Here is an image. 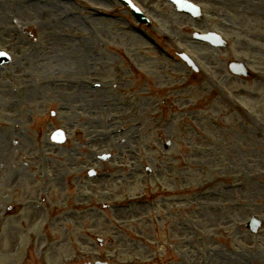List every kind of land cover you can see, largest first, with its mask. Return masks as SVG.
Wrapping results in <instances>:
<instances>
[{
    "label": "rangeland",
    "instance_id": "rangeland-1",
    "mask_svg": "<svg viewBox=\"0 0 264 264\" xmlns=\"http://www.w3.org/2000/svg\"><path fill=\"white\" fill-rule=\"evenodd\" d=\"M8 6L5 1L0 5V50L8 52L12 57V64L0 68V226L5 224L6 218L9 225V229L0 238V264H84L100 260H105L108 264H151L145 256L153 251L154 244L157 248L159 246L156 256L164 255L167 241L171 243L174 241L171 238L175 239L176 236L182 235L175 234L177 225L175 228L164 227L167 221L165 213L160 218L163 219L161 224L154 221V211L149 205L152 201L151 196L149 197L143 189L147 187L152 190L153 186L155 188L158 174L156 168L159 163L166 180L173 183V179H176L185 183L183 191L187 194L189 203L184 206L188 211V215L184 217L189 219V249L192 255L196 256L195 253L197 251L200 253L202 249L205 251L206 241H203V238H207L208 247L219 251V260L223 264H231L234 261L240 264H264V226L256 236L245 233L241 228L249 217L264 220V164L248 166L251 171L254 169L253 182L244 189L243 195L240 190H234L237 182L233 179V175L238 172L243 173L246 166L240 165L238 161L233 162L232 150L234 151L235 147L231 143L233 134L229 129L227 131L220 129L222 126L229 128L231 119L227 117L219 121L216 102L206 103L202 98L189 97L187 92L179 93L178 90L182 87L168 91L166 86L170 83L173 87L171 81L174 78L167 79L166 70L163 71L165 75L162 76L160 71L166 68V61L160 57H155L152 64H145L142 67V74L147 76V80L151 83L150 80L157 78L156 72L159 69L157 88L164 85V90L167 91L157 97L151 96V84L146 86L147 80L145 79V83L142 81L139 85L143 93L150 96L152 102L139 116L125 108L129 105L137 106L136 97L130 96L134 94L132 91H125L122 95L115 96L117 103L107 102V106L105 102H100L104 101L103 96H96V99L85 93L82 94L83 98H76L70 95L69 91H62V112L49 103L42 102L41 93H37L34 99L32 94L37 91L28 95L19 94L15 92V87L20 88L25 83L32 85L33 81L37 84L47 83L61 76L65 83L71 84L72 79L81 78L82 75L76 69L74 61L84 56L83 54L89 55L91 58L88 60L89 63L99 66L100 75H107L109 67L107 68L106 62L109 55L104 48L107 35L102 24L90 22L88 27L90 30L85 29L86 31L82 30L76 34L72 33V26L69 23H56L61 26L59 30L55 24L47 20L40 28L33 29L37 35V47L44 45L45 49L41 53L36 47L34 52L29 53L25 49L28 40L21 32L16 33L15 39L8 35L10 24ZM50 25L53 27L50 28ZM50 31V36H47ZM70 34L78 38L75 43L69 45L68 40L73 38L69 36ZM54 38L58 42V47L64 49L61 53L55 50V54H50L51 49H47L52 46ZM126 40L132 46H144L137 38L127 37ZM82 44L88 49L93 48L92 54L84 51ZM66 55L71 56L67 59ZM115 61L120 63L116 58ZM101 69L105 74H101ZM181 71L184 78L185 73L182 68ZM150 73L151 77H149ZM96 74L98 73L93 70L89 77L92 78ZM128 78L129 75L125 80L127 81ZM70 91L76 90L71 86ZM167 99L172 100L171 105L176 108L172 113L175 114L173 117L170 113L165 114L156 110L155 106L152 107L154 102H157L158 107L169 110ZM188 108L191 110L188 111ZM36 111L41 112L37 118L31 115ZM51 112H54V118L49 117ZM81 112L92 113L94 115L91 117L93 122H90L92 129L98 135L106 136L97 139L93 136L92 142L86 139L83 153L74 152L78 150L76 141L82 142L78 134L80 129L76 126L78 118L83 116ZM107 117H111L116 125L110 127L102 123ZM38 120L43 121L44 124H38ZM137 122L143 131L138 148L134 146L136 142L134 127ZM7 127L15 131L12 132ZM55 128L65 130L68 136L66 145L58 147L50 144L48 135ZM119 130L123 132L121 135L112 136ZM122 138L132 143L130 150L124 143L125 149L133 155L132 159L140 166L141 176L136 181H126L122 185L113 181L118 188L112 189L108 188L113 185V182H109L112 181L111 178L104 182L96 179L87 182L83 180L85 175L83 176L82 172L79 174L80 169L70 165L72 177L78 179L74 183V191L67 193L71 194V197L55 189L49 191L41 188L45 187V180L52 178L51 169L53 171L59 163L57 159L64 160L66 153L73 152L71 158L68 157L70 164L82 163L85 159L81 155L85 156L86 149L91 150L95 157L107 154L121 146ZM166 142L172 143L168 152L163 151ZM255 149L257 150V147ZM35 156L40 159L39 163L45 162L49 168L46 169L45 174L34 178L30 177L31 172L26 170V166H20L32 184L29 185L26 180L20 182L27 189L36 188L38 197L30 198L17 195L16 192H8L10 188L8 183H12L11 174L19 168L11 169L16 167L15 161L20 157L27 162L29 159L31 163ZM157 158H160L161 162ZM21 161L22 159H19L18 164ZM122 161V158L117 156L111 164H105L103 169L99 165L93 168L100 170L104 175ZM147 169L152 170L150 176L146 175ZM232 171L234 174L231 173ZM169 172H173L171 177L167 175ZM246 182L247 180L241 181L244 184ZM90 185L94 189L93 192L88 187ZM248 191L252 194L254 203H249L244 198ZM76 194L85 197L75 198ZM41 195L43 196L40 197ZM139 195L148 196H145L148 201L146 206L150 207L143 206V209L132 207L125 213L117 210V204ZM241 198L244 199V205L240 201ZM28 203L31 205L34 203L35 206L28 209ZM42 203L45 204L44 208ZM16 205L19 206L15 207ZM93 205L99 206L94 209ZM104 206L109 208V211L107 210L109 215L104 212ZM8 207L10 211H6ZM78 209L79 212L82 211L81 214L70 220L67 216ZM138 210L140 213L136 217ZM4 212L9 215H5ZM106 216L111 217L109 223L105 219ZM124 217L134 218L124 219ZM139 222H142L146 229H143L142 225L139 226ZM217 226L224 227L219 235L212 232V228ZM236 226H238L237 237L234 236ZM155 228L156 232H154ZM179 228L182 229L180 226ZM166 230L170 231L171 236L164 234ZM96 238L104 241L102 249L96 247L94 241ZM209 239L212 241L209 242ZM236 253L244 254V258L235 255ZM13 256L15 259L12 261ZM174 257L173 264H182L179 258ZM189 260L191 261V258ZM191 264L195 262L192 260ZM196 264H208V262L197 261Z\"/></svg>",
    "mask_w": 264,
    "mask_h": 264
},
{
    "label": "bare ground",
    "instance_id": "bare-ground-1",
    "mask_svg": "<svg viewBox=\"0 0 264 264\" xmlns=\"http://www.w3.org/2000/svg\"><path fill=\"white\" fill-rule=\"evenodd\" d=\"M25 90V89H24ZM74 217H76V213L75 212H72L71 214H70V219H72V218H74Z\"/></svg>",
    "mask_w": 264,
    "mask_h": 264
},
{
    "label": "snow or ice",
    "instance_id": "snow-or-ice-1",
    "mask_svg": "<svg viewBox=\"0 0 264 264\" xmlns=\"http://www.w3.org/2000/svg\"><path fill=\"white\" fill-rule=\"evenodd\" d=\"M0 55H4V53H0Z\"/></svg>",
    "mask_w": 264,
    "mask_h": 264
}]
</instances>
